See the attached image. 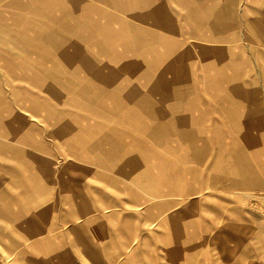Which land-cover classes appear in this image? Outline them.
<instances>
[{
	"label": "crops",
	"instance_id": "obj_1",
	"mask_svg": "<svg viewBox=\"0 0 264 264\" xmlns=\"http://www.w3.org/2000/svg\"><path fill=\"white\" fill-rule=\"evenodd\" d=\"M234 1L0 0V22L12 20L25 27L27 32L20 34L27 51L43 54L53 65H69L75 85L80 83L76 97L83 103L66 95L62 79L53 80L58 88L47 85L46 75L50 74L44 75L45 61L35 60L41 69L31 77L40 89L51 94L50 98L64 97L85 106V110L71 106L70 112L60 115L57 128L60 130L63 117L72 116L76 109L72 117L80 123L62 142L69 147L68 157L92 164L93 169L81 173L96 180L97 186L77 184L73 178L58 180L55 206L65 212L58 213L53 231L78 212H86L82 224L66 227L64 233H68L69 242L82 246L93 262L106 264V214L92 218L87 211H106V185L111 187L112 179L108 173L114 172L133 179L142 173L151 187L160 181L161 186L153 187L156 191L151 193L166 197V202L152 203L147 209L167 205L173 211L161 222L173 228L190 227L185 240L181 229L175 230L177 238H172L190 244L189 261L184 256L179 261L167 252L166 262L151 258L142 264H175L176 259L180 264H206L205 258L195 253L196 244L200 252L207 242L215 243L216 249L227 250L229 256L233 248L224 247V243L241 238L255 243L259 231L255 220L246 219L252 224L241 236L232 219H223L219 204L208 205L207 198L200 197L206 188H250L257 177L259 185L264 183V16L251 12L254 6L248 2L246 11L230 8L228 2ZM34 2L37 6L31 5ZM224 51L231 56L222 58ZM4 56V65L12 66ZM29 60L20 61L18 67L30 70ZM260 66L262 71L257 74L252 68ZM221 77L233 82L231 86L220 89ZM257 164L262 167L258 169ZM40 171L48 178L49 171L47 176ZM44 181L37 177L36 199L29 192L11 197V203L20 201L19 214L1 209L5 218L17 224L16 239L22 246L18 257L22 260L45 253V243L55 258L73 250L72 246L67 250V240L60 234L45 238ZM80 186L92 190H77ZM77 198L83 199L82 203ZM186 206L198 212V218H188ZM212 227L215 230L210 234ZM248 251L255 258L260 249L248 246ZM135 258L136 252L126 254L118 264H138ZM242 259L225 258L227 264H240Z\"/></svg>",
	"mask_w": 264,
	"mask_h": 264
},
{
	"label": "rangeland",
	"instance_id": "obj_2",
	"mask_svg": "<svg viewBox=\"0 0 264 264\" xmlns=\"http://www.w3.org/2000/svg\"><path fill=\"white\" fill-rule=\"evenodd\" d=\"M247 2L254 6V10L251 12H255L257 16H260L259 18L264 16V0H235L233 3L228 2V4L232 9H237L238 7L239 11H246L245 4ZM36 4L34 2L31 5L34 6ZM41 5L43 4L41 3ZM129 20L132 21V19ZM24 30L25 27L23 28L19 22L17 24H14L12 20H7L6 24H4V21L0 22V213L3 214V210L7 213L10 212V214H19L20 201L11 203V197L19 196L20 192H29L36 199L38 195L36 189L37 177L41 181L45 179L42 182L43 189H45V193L42 196L45 207L44 225L47 230L45 238L50 240L53 233L55 235L60 234L62 238L67 240L65 242L67 250L69 246H72L73 250L71 253L58 254L59 256L55 258L53 253L47 250L45 243V253L39 254L37 258L20 259L18 252L22 246L16 239L19 238V230L16 228L17 224L12 220L10 221L9 218H5L4 213L3 217L0 214V264H97L85 256L82 252V246L69 242L68 233H64L66 232V227L82 224L86 212H78L75 217L68 219L64 226L53 231V223L57 222L58 213L63 214L65 212H59L58 206H55L59 196V188L57 189L58 180L73 178L77 181V184L97 186L96 180L86 179L84 174L81 173L83 170L93 169L92 164L75 161L74 157H68L70 153L69 147L64 146L62 142V137L75 130L78 126L77 124L80 123L79 120L76 121L72 117L76 115V109H72V116L63 117L61 131L57 128L61 118L60 115L67 113L66 110L69 111L71 106L76 105V107L82 108L85 106L75 104L74 100L64 97L56 98V96H53L50 98L51 94L40 89L37 82L31 77L33 72L41 69V67L37 66L35 60L45 61V65L42 66L45 74L42 73L44 75L50 74L49 76L46 75L47 80L50 81L49 83L47 82V85L58 88L59 85L53 80L62 79L66 95L76 98L79 103H83L82 98L76 97V90L80 83L75 85V76L73 77L72 67L69 65L59 63L58 60L56 62L59 64L53 65L46 57L43 58V54L27 51L21 44L26 42L24 36L20 34L27 32ZM29 33L33 35L31 32ZM193 40L194 38L187 41ZM196 42L198 41L196 40ZM240 42L242 41L240 40ZM205 44L221 45L214 43ZM4 54L8 56L7 62L11 63L12 66L4 65V60L1 59ZM223 54L222 58L227 59L231 56L229 51H224ZM28 60L30 61V70H23L18 67L20 61ZM252 69L257 74V70L262 71L261 66ZM224 70L230 72V68H225ZM250 73L252 72L250 71ZM65 79H68V82ZM232 83L225 82L222 79L220 89L226 86L230 87ZM260 85V82L257 83L259 88ZM54 99H58L60 102L55 104ZM61 106L64 107L60 109ZM83 115L84 113L81 116ZM82 126L87 127L88 124L82 123ZM23 138H25L24 141H21ZM30 139L35 144L31 143ZM36 142H42L44 145L38 147ZM257 166L258 169L262 167L259 164ZM40 169L45 174L49 171L48 178L43 177ZM108 174H110L112 179L110 182L111 187L106 185V211H87V215L91 217L106 214V264H118L119 260L124 258L126 254L135 252V260L138 264H142V261L151 262V258L158 260L160 263L161 261L166 262L164 258L167 252L169 256L174 253V257L179 258V261L183 259V256L189 261L190 244L173 242L172 238H177L176 232L174 236V231L181 229L182 241L185 240V235L190 230V227L179 226L178 228H173L166 221L161 222V220H164L162 218L167 216V213L173 211L167 205L159 210L155 209L152 211L147 209V206L152 203L166 202V197L151 193V191H156L153 187L161 186L160 181H156L155 183H158V185L155 184L151 187L147 185L148 180L145 179L142 173L140 175L137 174L135 179L131 176L122 175L120 172ZM260 181L261 179L258 177L254 179L253 182L255 183L250 188L224 186L206 188V190L202 191L200 197H206L208 205L219 204L220 208H222L223 219H232L234 224L237 225L235 227L237 233L241 234V236L249 229L248 224H252L246 219L255 220L254 225L259 227L258 235L254 239L255 243H247L244 238L233 243H224V247L233 248V252H230L231 255L229 256H226L228 254L227 250L216 249L215 243L207 242L204 245L205 248L200 252H198L199 244H196L195 253L197 256L201 255L205 258L206 264H227L225 258L230 256L234 258L243 256L240 264H264V183L259 185ZM84 186H80L77 190L82 189L85 192L92 190L90 187L86 188ZM82 200L77 198L76 201H81L80 203H82ZM31 206L30 204L29 207ZM63 208L67 209L68 206ZM137 211H140V213L135 214ZM185 213L188 218H198V212L190 211L188 206H186ZM126 214H130V218L126 217ZM151 214H154V218H151ZM17 222L20 223L19 220ZM182 222V219L179 220L181 225ZM33 228L35 229V226ZM89 228L92 229L95 226H89ZM19 229L21 230V228ZM214 230L215 228L212 227L210 230L212 233L210 234H213ZM124 235L127 238H132V242L122 240L126 238L122 237ZM145 235L149 237L143 238ZM46 242L49 243V241ZM95 244L99 245V242H95ZM27 245L34 248L32 243ZM248 246L260 249L257 257L254 258V253L248 251ZM6 255L9 256L4 258ZM216 257L221 259L216 260ZM177 261L176 259L175 264H180Z\"/></svg>",
	"mask_w": 264,
	"mask_h": 264
},
{
	"label": "bare ground",
	"instance_id": "obj_3",
	"mask_svg": "<svg viewBox=\"0 0 264 264\" xmlns=\"http://www.w3.org/2000/svg\"><path fill=\"white\" fill-rule=\"evenodd\" d=\"M6 11H7V10H6ZM10 14H11V13H10ZM10 14H9V15H10Z\"/></svg>",
	"mask_w": 264,
	"mask_h": 264
}]
</instances>
